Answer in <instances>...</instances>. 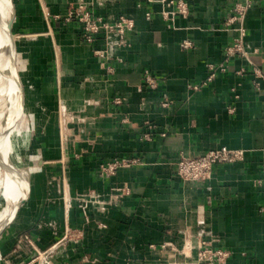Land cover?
<instances>
[{
	"label": "crops",
	"instance_id": "obj_1",
	"mask_svg": "<svg viewBox=\"0 0 264 264\" xmlns=\"http://www.w3.org/2000/svg\"><path fill=\"white\" fill-rule=\"evenodd\" d=\"M78 1H12L35 158L29 198L0 235V259L161 264L163 249L175 250L187 234L194 245L202 237L230 250L223 264H264V190L255 183L264 177V78L254 73L264 74V3L244 19L248 57H232L225 71L204 83L208 65L223 61L236 35L224 21L238 0H184L189 14L177 16L173 27L159 3L83 0L107 21L133 19L123 48L102 32L93 44L83 40L81 24L65 18ZM184 40L192 46L182 48ZM94 49L106 50L107 58ZM145 70L159 78L157 87L143 83ZM191 83L202 84L193 90ZM223 146L245 150L244 159L214 166L206 182L176 176L181 154ZM113 158L138 162L103 178L99 165ZM91 193L97 201L82 202ZM71 233L78 239L55 243ZM173 260L194 264L189 256Z\"/></svg>",
	"mask_w": 264,
	"mask_h": 264
},
{
	"label": "built area",
	"instance_id": "obj_2",
	"mask_svg": "<svg viewBox=\"0 0 264 264\" xmlns=\"http://www.w3.org/2000/svg\"><path fill=\"white\" fill-rule=\"evenodd\" d=\"M95 1L100 2L101 0ZM147 1L161 4L162 9L160 14L171 27L174 26V21L177 16L186 17L189 14V6L184 0ZM260 2L264 3V0H238L231 6L230 13L225 18L224 24L225 28H233L236 31V35L233 37L231 43L224 48L223 61L218 64L208 65L210 72L204 83L210 82L215 77L217 71H225L227 62L232 57H248L249 51L245 45L246 28L244 27V19L248 10ZM89 4L80 0L76 6L71 7L65 16L66 20L75 19L81 24L83 40L88 44H93L97 35L102 32L108 40L111 37H116L115 45L117 48L128 46L129 34L134 30L135 25L133 19L120 15L113 21H107L103 17L95 15L89 8ZM149 16L150 12H147L146 17L149 18ZM191 46L192 43L188 40H184L181 44L182 48H189ZM93 53L98 57L107 58V51L104 49H94ZM117 60L121 62L120 58H117ZM243 72L244 70L240 69L237 71V74L241 75ZM254 73L256 76L264 78V74L258 69H254ZM142 79L143 83L150 88H155L159 84V78L151 74L148 70L144 71ZM201 84L191 83L189 88L197 90ZM114 102L120 103L121 99L115 98ZM168 105V100L162 103L163 107H167ZM229 110L232 112L233 109L229 108ZM146 138H149L148 134H146ZM244 154L245 150L243 149H231L225 146L209 149L202 154H181L175 165V174L185 182H206L211 179L214 166L243 160ZM137 162L138 160L132 158H113L111 161L101 163L98 171L103 178H107L113 176L118 169L129 167ZM255 183L264 190V177L255 180ZM121 192L128 193V189L126 191L122 189ZM88 195L97 198L94 193ZM81 200L87 203L85 198H81ZM70 206L69 199L65 200V208H69ZM261 210H264V205L261 207ZM78 237L79 235L74 234V237L70 238V240L78 239ZM196 246L199 250V255L204 258L203 264H223L231 254L230 250L213 248L210 242H206L205 240L198 242ZM192 248L191 245L190 250Z\"/></svg>",
	"mask_w": 264,
	"mask_h": 264
},
{
	"label": "bare ground",
	"instance_id": "obj_3",
	"mask_svg": "<svg viewBox=\"0 0 264 264\" xmlns=\"http://www.w3.org/2000/svg\"><path fill=\"white\" fill-rule=\"evenodd\" d=\"M12 17V1L0 0V229L28 192L29 168L24 157L33 130L31 117L22 106V83L12 68V37L8 32Z\"/></svg>",
	"mask_w": 264,
	"mask_h": 264
},
{
	"label": "rangeland",
	"instance_id": "obj_4",
	"mask_svg": "<svg viewBox=\"0 0 264 264\" xmlns=\"http://www.w3.org/2000/svg\"><path fill=\"white\" fill-rule=\"evenodd\" d=\"M11 1H13V0H11ZM67 120H68V122H72L73 119H67ZM63 125H64V127H66L68 125L66 123V119H65ZM69 128H70V124H69ZM35 134H36L35 131H32L31 132L30 137H29V140H28V143L26 145V149H25L24 161H25V164L28 166V168H29L30 165H33L34 164V158H35V156H33L32 153H31V150H32L31 146L33 145V136H35ZM27 171L29 173L30 168L27 169ZM91 200H93V198L90 197L89 195L87 197H85V201L86 202L89 203ZM72 237H74V234H72V233L71 234H68V235L62 234L55 241V243H64L67 240H70V238H72ZM201 241H203V238L202 237L197 238V242L194 245V244H192V241H191L190 237L187 234L183 235V237L181 238V240H178V242H179L178 244H176V243L173 244L172 247H174L175 250H173L171 248L170 249H166V247H165V249H163V250H165L166 253H164V259H163V261H162L161 264H170L172 259L176 260V257L178 259H185L186 256L187 257L189 256V258L191 259V262L194 263V264H203L204 263L203 262L204 258L199 255V250H198V248L196 246L198 244V242H201ZM206 242H208V241H206ZM191 245L193 247L192 250H190V246ZM185 246L189 250L185 251L184 250ZM174 255H175V257H174ZM0 264H4V261L2 259H0Z\"/></svg>",
	"mask_w": 264,
	"mask_h": 264
},
{
	"label": "water",
	"instance_id": "obj_5",
	"mask_svg": "<svg viewBox=\"0 0 264 264\" xmlns=\"http://www.w3.org/2000/svg\"><path fill=\"white\" fill-rule=\"evenodd\" d=\"M12 7H13V17L11 18V20L9 21V24H8V32L10 34V36L12 37V49H13V56H14V59H13V71L15 74H18V77H19V73H18V68H17V64H16V48H15V41H14V37H13V31H12V23H13V19H14V6H13V2H12ZM20 79V78H19ZM21 82V81H20ZM23 89V88H22ZM21 100H22V106L25 110V103H24V95H23V91H22V95H21ZM28 192H27V195L26 197L24 198V202H26L29 198V195H30V181H29V178H28ZM20 210V207L16 208L11 219L0 229V235L2 234V232L4 231V229L13 221V219L15 218V216L17 215L18 211Z\"/></svg>",
	"mask_w": 264,
	"mask_h": 264
}]
</instances>
